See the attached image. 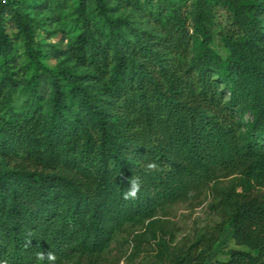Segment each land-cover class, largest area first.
I'll return each mask as SVG.
<instances>
[{"label": "trees", "instance_id": "obj_1", "mask_svg": "<svg viewBox=\"0 0 264 264\" xmlns=\"http://www.w3.org/2000/svg\"><path fill=\"white\" fill-rule=\"evenodd\" d=\"M213 3L232 23L226 57L210 45ZM100 7L105 40L91 33L74 47L98 88L44 63L16 14L33 72L24 113L0 128V152L11 156L0 164V261L47 264L35 253L51 250L56 264H97L144 243L153 256L137 264H206L229 225L247 250L214 264H264V0H196L193 29L176 0H158L154 32ZM150 161L160 170L147 173ZM133 175L143 182L139 198L124 200ZM208 192L210 222L174 242L164 220Z\"/></svg>", "mask_w": 264, "mask_h": 264}, {"label": "rangeland", "instance_id": "obj_2", "mask_svg": "<svg viewBox=\"0 0 264 264\" xmlns=\"http://www.w3.org/2000/svg\"><path fill=\"white\" fill-rule=\"evenodd\" d=\"M176 1L188 17L189 28L193 29L196 0ZM157 3L158 0H0V128L6 119L24 113L27 82L33 72L16 14L30 25L44 63L53 67L58 64L70 67L78 76L83 77L86 83L98 88L100 82L94 77L93 67L90 64L81 65L74 58V47L91 33L105 40L107 26L101 12V4L107 8L108 15L121 17L138 31L154 32L159 29L152 16ZM211 12L210 45L218 55L226 57L228 51L224 46L223 35L231 28V19L227 9L220 4L213 3ZM123 33L130 36L131 30L125 29ZM39 91L42 97L48 99L50 86L43 74L40 75ZM238 117L240 124H243L248 116ZM10 159L11 156L5 158L0 152L1 167H5L6 161ZM213 202L212 194L208 192L205 202L198 207L175 206L174 213L164 220L163 230L171 233L176 242L182 239L192 226L204 227L210 222V213L214 214L209 207ZM214 211L217 212L216 209ZM231 249L247 250L245 246L235 244L232 229L225 225L206 264L226 261ZM133 252V244H130L122 257H119L121 251L114 249L105 260L97 264H137L153 256V252L148 250L144 243L135 254Z\"/></svg>", "mask_w": 264, "mask_h": 264}, {"label": "clouds", "instance_id": "obj_3", "mask_svg": "<svg viewBox=\"0 0 264 264\" xmlns=\"http://www.w3.org/2000/svg\"><path fill=\"white\" fill-rule=\"evenodd\" d=\"M145 170L147 173L157 172L160 170V166L155 161H150L145 164ZM142 180L140 177L133 175L128 181L129 186L122 194L124 200H136L139 198V193L142 189ZM32 233H28L29 239L27 240L26 246L31 245ZM36 260L39 262L47 261V264H56L57 256L54 251H37L35 253ZM0 264H7L6 260L0 261Z\"/></svg>", "mask_w": 264, "mask_h": 264}]
</instances>
